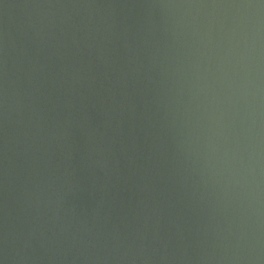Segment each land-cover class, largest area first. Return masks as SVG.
Returning a JSON list of instances; mask_svg holds the SVG:
<instances>
[{"label": "water", "instance_id": "95a60500", "mask_svg": "<svg viewBox=\"0 0 264 264\" xmlns=\"http://www.w3.org/2000/svg\"><path fill=\"white\" fill-rule=\"evenodd\" d=\"M0 264H264V0H0Z\"/></svg>", "mask_w": 264, "mask_h": 264}]
</instances>
